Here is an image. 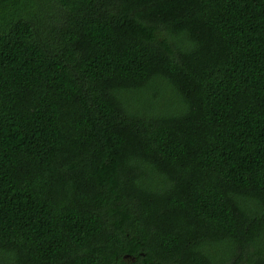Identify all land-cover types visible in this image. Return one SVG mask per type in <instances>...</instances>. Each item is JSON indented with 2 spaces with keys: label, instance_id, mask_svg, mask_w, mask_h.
Masks as SVG:
<instances>
[{
  "label": "trees",
  "instance_id": "obj_1",
  "mask_svg": "<svg viewBox=\"0 0 264 264\" xmlns=\"http://www.w3.org/2000/svg\"><path fill=\"white\" fill-rule=\"evenodd\" d=\"M0 264H264V0H0Z\"/></svg>",
  "mask_w": 264,
  "mask_h": 264
}]
</instances>
